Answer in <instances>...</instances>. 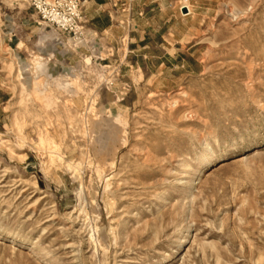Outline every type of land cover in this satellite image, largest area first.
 <instances>
[{"label":"rangeland","instance_id":"rangeland-1","mask_svg":"<svg viewBox=\"0 0 264 264\" xmlns=\"http://www.w3.org/2000/svg\"><path fill=\"white\" fill-rule=\"evenodd\" d=\"M133 1L0 0V264H264V0Z\"/></svg>","mask_w":264,"mask_h":264},{"label":"built area","instance_id":"built-area-1","mask_svg":"<svg viewBox=\"0 0 264 264\" xmlns=\"http://www.w3.org/2000/svg\"><path fill=\"white\" fill-rule=\"evenodd\" d=\"M29 7L47 27L67 40L83 36V0H28Z\"/></svg>","mask_w":264,"mask_h":264},{"label":"crops","instance_id":"crops-1","mask_svg":"<svg viewBox=\"0 0 264 264\" xmlns=\"http://www.w3.org/2000/svg\"><path fill=\"white\" fill-rule=\"evenodd\" d=\"M108 2L117 6V10L123 9L126 4H129V7L132 9L135 4L133 0L129 2H126V0H116L115 2L113 0H83V16L87 24H89V27H85V35H88V33H105L111 30V16L108 11L103 10V7ZM131 32L132 30L129 33ZM144 40L145 38H141L138 42L143 43L142 41ZM135 42L136 40L129 34V45H133Z\"/></svg>","mask_w":264,"mask_h":264},{"label":"bare ground","instance_id":"bare-ground-1","mask_svg":"<svg viewBox=\"0 0 264 264\" xmlns=\"http://www.w3.org/2000/svg\"><path fill=\"white\" fill-rule=\"evenodd\" d=\"M186 12V11H185ZM185 12H182V13H185ZM85 31H84V35H83V38H77L76 40H72L73 42H78V43H80V42H83L84 41V38H85ZM201 157V156H200ZM206 159V158H205ZM180 244V243H179Z\"/></svg>","mask_w":264,"mask_h":264},{"label":"water","instance_id":"water-1","mask_svg":"<svg viewBox=\"0 0 264 264\" xmlns=\"http://www.w3.org/2000/svg\"><path fill=\"white\" fill-rule=\"evenodd\" d=\"M186 11V8H182V12H185Z\"/></svg>","mask_w":264,"mask_h":264}]
</instances>
